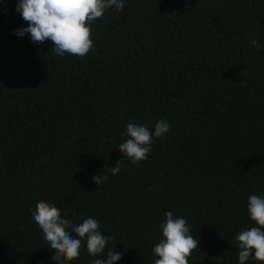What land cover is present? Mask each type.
Returning a JSON list of instances; mask_svg holds the SVG:
<instances>
[{
	"label": "trees",
	"instance_id": "obj_1",
	"mask_svg": "<svg viewBox=\"0 0 264 264\" xmlns=\"http://www.w3.org/2000/svg\"><path fill=\"white\" fill-rule=\"evenodd\" d=\"M17 4L0 0V264H56L39 201L113 238L69 264L114 245L115 264H153L168 211L198 238L189 264H239L248 197H264V47L251 45H264V0H124L91 25L83 58L17 35ZM160 119L166 138L112 175L126 125Z\"/></svg>",
	"mask_w": 264,
	"mask_h": 264
},
{
	"label": "clouds",
	"instance_id": "obj_2",
	"mask_svg": "<svg viewBox=\"0 0 264 264\" xmlns=\"http://www.w3.org/2000/svg\"><path fill=\"white\" fill-rule=\"evenodd\" d=\"M124 0H18L16 10L27 27L17 31V35H30L32 43L51 42V52L63 57L65 54L83 58L94 48L91 39V25L101 19L106 10L122 11ZM257 50L264 45L258 39L251 41ZM170 124L160 119L154 130L147 126L129 122L126 125V139L118 146L123 158L109 167L112 175L125 167V159L137 164L148 158L155 138L165 139ZM123 138V136H122ZM95 185L108 182V176L98 173L92 177ZM248 219L255 226L240 231L236 236L238 262L245 264L251 257L258 264H264V197L251 195L247 200ZM32 217L43 233V241L53 253L51 259L56 264H69L80 256L82 242L90 256L105 252L113 238L100 231V221L88 217L73 226L72 221L62 217L61 210L47 202L39 201L32 211ZM71 229V231H69ZM162 239L152 252L156 259L153 264H189L192 252L198 249V238L191 234L188 222L183 217H175L172 211L165 213V221L160 225ZM121 259L115 245L105 256L95 259L92 264H115Z\"/></svg>",
	"mask_w": 264,
	"mask_h": 264
}]
</instances>
